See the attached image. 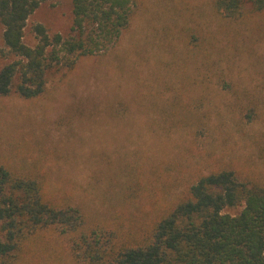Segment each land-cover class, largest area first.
I'll return each mask as SVG.
<instances>
[{
  "label": "rangeland",
  "instance_id": "rangeland-1",
  "mask_svg": "<svg viewBox=\"0 0 264 264\" xmlns=\"http://www.w3.org/2000/svg\"><path fill=\"white\" fill-rule=\"evenodd\" d=\"M213 2L137 0L107 51L65 57L39 97L16 94L18 79L0 97V165L83 219L70 234L38 230L12 264H90L71 248L81 234L101 247L132 246L200 176L218 170L264 184V10L246 3L225 19ZM37 24L67 36L71 0L40 4L24 30L29 46ZM2 32L0 69L14 59Z\"/></svg>",
  "mask_w": 264,
  "mask_h": 264
},
{
  "label": "trees",
  "instance_id": "trees-1",
  "mask_svg": "<svg viewBox=\"0 0 264 264\" xmlns=\"http://www.w3.org/2000/svg\"><path fill=\"white\" fill-rule=\"evenodd\" d=\"M44 1L0 0L1 39L14 58L0 69V97L11 92L15 79L16 94L39 97L48 71L67 57L107 51L128 27L137 0H71L69 34L50 36L37 24L32 28L36 43L29 46L26 23ZM246 3L255 12L264 10V0H214L213 8L223 18L235 19ZM66 64L72 66L74 60ZM235 207H241L237 214L225 212ZM82 226L78 209L54 207L35 179L0 165V264H12L20 244L38 230L57 227L70 234ZM71 248L90 264H264V184L240 182L233 171L218 170L200 176L132 246L114 250L106 241L101 247L81 234Z\"/></svg>",
  "mask_w": 264,
  "mask_h": 264
}]
</instances>
